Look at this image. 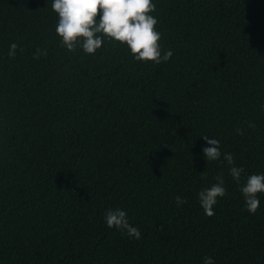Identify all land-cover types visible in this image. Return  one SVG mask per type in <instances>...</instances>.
Here are the masks:
<instances>
[{"label": "trees", "instance_id": "1", "mask_svg": "<svg viewBox=\"0 0 264 264\" xmlns=\"http://www.w3.org/2000/svg\"><path fill=\"white\" fill-rule=\"evenodd\" d=\"M152 2L173 51L159 65L107 39L70 52L52 0H0V264H264V193L250 214L240 191L264 174V0ZM218 173L207 216L198 193ZM108 209L141 238L108 228Z\"/></svg>", "mask_w": 264, "mask_h": 264}, {"label": "clouds", "instance_id": "2", "mask_svg": "<svg viewBox=\"0 0 264 264\" xmlns=\"http://www.w3.org/2000/svg\"><path fill=\"white\" fill-rule=\"evenodd\" d=\"M51 8L58 15L55 33L60 37V46L70 52L75 53L80 48L85 54H95L107 39L109 42L125 44L139 62L159 65L173 56L172 50L164 51L159 43L162 33L156 30L159 20L152 15L156 11V4L152 0H52ZM17 48L15 42L10 44V58L15 57ZM46 54V49L37 48L33 58L38 59L40 55ZM247 123L248 127L254 128V124ZM235 132L237 135L244 134L240 127ZM203 139L207 146L202 151L207 162L220 160V141L216 138L209 139L207 135ZM172 150L175 151L174 147ZM224 160L230 166L231 177L239 183L243 167L235 166L231 153H224ZM214 179L216 183L198 193L199 202L207 216L214 215L213 206L217 203V198L226 195L223 174L218 173ZM240 191L246 210L255 214L260 205L258 193H264V174L249 175ZM174 199L177 207L186 203L180 195ZM104 219L108 228L115 227L135 240L141 238L138 227L130 224L124 210L108 209ZM203 264H215V261L206 256Z\"/></svg>", "mask_w": 264, "mask_h": 264}]
</instances>
